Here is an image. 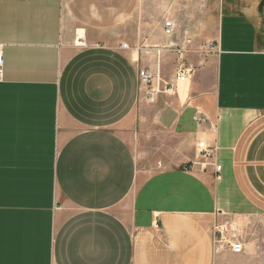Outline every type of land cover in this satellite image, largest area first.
I'll return each mask as SVG.
<instances>
[{"label":"crops","instance_id":"crops-1","mask_svg":"<svg viewBox=\"0 0 264 264\" xmlns=\"http://www.w3.org/2000/svg\"><path fill=\"white\" fill-rule=\"evenodd\" d=\"M233 2L188 49L197 0L160 1L154 34L146 0H0V264L231 256L215 224L264 215V15Z\"/></svg>","mask_w":264,"mask_h":264},{"label":"rangeland","instance_id":"rangeland-1","mask_svg":"<svg viewBox=\"0 0 264 264\" xmlns=\"http://www.w3.org/2000/svg\"><path fill=\"white\" fill-rule=\"evenodd\" d=\"M146 1L147 3H149L150 1L151 32L152 34H154L156 28L158 29L159 15L161 12H163V10H165V6H161L160 1L165 0ZM241 1L244 0H235V2H233L232 4H241ZM252 1L254 0H247V4L252 3ZM197 3L199 21L197 25V28L199 29V31H197L198 36L189 38V36L186 35L185 30L183 31V33H181V38L185 40V47L188 49H192L195 47H205L208 45V43L214 41L217 35V20L218 13L220 12V0H197ZM254 3L260 4V14L264 15V0H255ZM167 9L171 11L172 7H167ZM168 16L171 15L168 14ZM169 22L170 21H168V23ZM130 29L131 27L129 26L128 28H124L121 31L125 33ZM155 137H158V135H156ZM223 227L226 228V231L223 232L222 236H224L227 240H231L233 239V237L240 238L244 244V252L240 255H236L232 253L231 250L227 248L223 249L221 247L222 245L218 244L217 254L219 256L228 251L231 256L226 259H219L217 261V264H264V215H251L238 218L222 217L221 220L217 222L213 228L214 232L217 234V239L219 240H221L219 231H221Z\"/></svg>","mask_w":264,"mask_h":264},{"label":"built area","instance_id":"built-area-1","mask_svg":"<svg viewBox=\"0 0 264 264\" xmlns=\"http://www.w3.org/2000/svg\"><path fill=\"white\" fill-rule=\"evenodd\" d=\"M165 26H166V29H165L166 35L172 36L174 34V26L172 25V23L167 22ZM123 48H127V45H123ZM1 65H2V56L0 55V66ZM185 70L186 69H181L177 73V80L182 82V83H185L187 81V78H188L187 71H185ZM140 80H141L142 84L146 87V95H145L146 100L150 104L155 103L158 94L161 92L160 86H154L153 85L154 79H153L152 75H150L147 71H141ZM167 90L170 91V88ZM195 120L199 123L208 122V119L201 114H198L195 117ZM198 149L200 151L201 159H203L204 161H208V160L212 159L214 151L209 146H207L204 141H202L198 144ZM216 171H217V173H219L221 171V167L217 166ZM224 231H226L225 227H223L221 229V231H219V236H221V240L217 239V234L215 233L216 234V248H217V250H218V244H221L222 245L221 247L223 249L227 248V249L231 250V252L236 254V255L242 254L244 252L243 241L237 237H233V239H231V240L225 239V237L222 236Z\"/></svg>","mask_w":264,"mask_h":264}]
</instances>
